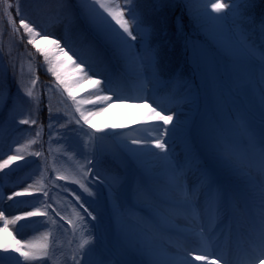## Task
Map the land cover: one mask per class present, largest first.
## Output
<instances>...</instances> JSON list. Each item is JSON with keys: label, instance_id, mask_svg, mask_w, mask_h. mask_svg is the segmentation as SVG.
<instances>
[{"label": "rangeland", "instance_id": "obj_1", "mask_svg": "<svg viewBox=\"0 0 264 264\" xmlns=\"http://www.w3.org/2000/svg\"><path fill=\"white\" fill-rule=\"evenodd\" d=\"M218 2L228 3L229 0H218ZM105 3L114 10L117 7L130 8L131 13L135 15L128 0H105ZM26 4L29 19L41 29H45V33L49 37L64 42L68 35L71 34L76 38L79 32L85 30L83 25L79 26V23L82 22L79 17L73 23L72 17L77 15L73 9L70 12H63L60 9V0H26ZM197 8L204 9L205 5L200 3ZM99 11L114 27L118 28L115 22L111 21L106 13H103L102 9ZM206 11L211 17L223 18L219 22L217 31L211 32L205 28L212 42L223 44L225 48L244 58L237 64L223 61L219 63L213 50L202 40L192 43V52L198 55L201 62L214 74L209 97L205 96L202 102L194 98H178L181 82H177L170 91L164 92L162 86L165 80L155 66L146 73L147 80L137 72L129 71L131 76L136 77L135 84H131L132 87L119 86L116 84L115 75L104 67L107 62L104 63L102 60L96 59L89 61L76 54L80 58L77 62L83 61L88 65L90 76L94 79L102 76L111 80L112 91L120 97L119 100L114 96L112 101L102 102L99 108L89 114L90 119L106 124L112 131L120 129L124 124H128V127L139 126L140 133L138 135L126 134L116 141L107 137L97 141L95 139L97 136L93 131L88 130L81 122L77 125L76 122L70 120L73 108L69 104H61L57 108L56 119L51 128L53 155L50 169L57 177H63L60 179L63 188L49 189L47 198H45L43 193H40L42 188L38 184L40 176L37 166L29 175L25 176L8 174L5 168L0 171V211L4 212L5 217L11 219L13 216L23 215L27 211L48 213V215L29 217L26 220L18 221L16 225H10L8 231L0 232V246L14 245L16 240H19L22 244L29 246L30 252L37 254L36 258L25 261L18 253L11 251L5 253L0 247L2 264H49L44 253L45 248L52 243L55 247L54 264H74L73 257L79 259L81 251L88 252L89 249L91 251L87 257V264H152V261H158L159 264H190L194 258L200 259V261L194 260L195 264H221V260L217 257L222 258L225 255L238 256V260H243L246 262L245 264H256V259H251V257H257L259 253L249 245L247 229H243L242 233H239L241 243H238L236 239L234 245L230 243L234 236L232 230L230 237L217 241V246L216 244L214 246L207 245V241L210 240L202 236L205 242L198 239V243L195 242V244L198 247L203 244L208 247V250L192 252V247L186 248L184 251H180L182 263H179V258L169 260L165 255L159 257L151 253L153 243L167 245L175 239L174 234L178 236L174 229H180L189 237L191 236L186 231H182L183 229H189V231L195 229L201 233L200 227L192 221L201 220L202 213L208 214L211 211H216L212 192L204 183L205 172L212 177L215 185L219 186L226 194L228 210L231 209L234 214L244 218L249 213L250 219H244L245 225L249 226L253 220L258 218L259 214L260 199H252L253 193L250 187L253 190H258L260 196V185L264 182V175H261L258 163L247 149L253 140L258 144L261 135L264 134V61L261 60L262 51L253 47L251 41L243 36L236 23L237 14L230 8L216 13L208 4ZM136 32L138 39L133 42L136 47L129 50L130 54L152 53L145 43L148 30L139 24L138 18ZM86 35L91 40L87 32ZM141 37H143L142 40ZM1 42L0 36V49ZM7 42L8 49L11 51L10 41ZM262 43L264 44V41ZM15 60L17 69L12 83L11 110L5 123L0 126V163L6 160L9 155H22L25 159L12 161L8 166L32 161V156L27 149V132L18 130L17 127L20 119L29 117L34 102V86L31 80L36 75L35 66L25 51H15ZM70 71L79 72L78 79L72 83L70 90L79 93L92 89L91 99L94 100L95 96L99 94L97 86L85 79L79 68L72 65ZM0 72H4L1 61ZM29 90L32 91V97L27 95ZM153 107L157 111H161V114L173 112L180 114L179 127L191 128L202 159L191 157L190 151L179 143L174 135L169 137L161 134L157 125H162V122L152 114ZM167 127L171 128L172 125ZM220 128L228 133L233 142L238 166L222 157L214 148L210 130ZM69 129L76 131L70 132ZM64 133L67 135H62ZM157 139L161 142L167 141L171 149L169 152H179V155L166 165L167 168L161 161L153 163L156 160L154 153L160 150L152 145ZM97 143L101 146V150L97 156L99 163L96 171L108 182L116 183L117 179L119 181L116 191L111 194L99 180L89 185L88 181L93 180V177L91 174L87 177L84 175L86 165L84 157L93 151V145ZM124 148L128 151L129 149H141L137 153L130 151L134 155L133 168ZM106 157L110 159L108 163L103 160ZM116 165L120 166V169H117ZM185 167L193 169L197 176L192 181L181 182L179 185L182 191L184 186L190 190L194 188L195 191L201 189L209 195L210 200L203 203L196 196L185 197L198 204L194 216L196 218H187L184 214L177 213L175 214L179 218L178 221L176 220L177 223L169 221L166 223L168 226H164L159 219L167 218L173 213L166 204L162 203V200L184 199L182 191L176 190L175 182L168 175L174 169L178 168L181 171ZM132 171L137 173L135 188L130 185ZM80 181H84L85 186H88L94 193L97 189L99 190L98 202H95V196H89L83 191ZM236 182L240 184H236ZM25 190L31 195L13 197L12 200L7 199L13 192ZM77 196L80 197L81 202L91 203L89 210L94 209L99 213L98 222L91 221V218L79 207ZM47 205H51V207L49 208ZM52 209H55L59 215L53 213ZM157 209L162 215H158ZM155 221L158 222L159 227L157 228H155ZM212 223L216 224L213 226L216 230L224 229L220 231L222 233L229 226L224 213L216 217ZM2 226L3 221L0 220V227ZM143 228H147L151 232V246L147 251L136 244ZM85 241L88 243L86 244ZM81 245L84 246L83 249ZM240 246H242V250L237 249ZM80 264H86V261L80 260Z\"/></svg>", "mask_w": 264, "mask_h": 264}, {"label": "trees", "instance_id": "obj_2", "mask_svg": "<svg viewBox=\"0 0 264 264\" xmlns=\"http://www.w3.org/2000/svg\"><path fill=\"white\" fill-rule=\"evenodd\" d=\"M14 2V0H10ZM72 9L77 13L79 23L87 29V33L91 40L95 41L101 48L103 59L107 65L104 66L112 74H115L119 82L123 84H133L135 77H132L128 72L123 75H117L118 70L125 64L117 54L110 48L104 45L94 32L88 28L87 22L81 12L85 0H70ZM245 4L247 7H245ZM199 4L194 5L197 8ZM22 8L25 17L33 23L40 31V37L35 40V45L47 52L48 61L43 59L40 53H37L36 47L27 44V34L20 28L19 17L16 16L14 9L12 11L15 26L8 23L7 17L4 15L3 7L0 6V36L2 39L0 49L1 66L4 72H0V126L5 123L7 112L11 108V98L13 95V86L17 69V61L15 60V51H25L27 56L32 60L35 66V78L38 77L37 84L34 86V94L30 115L27 119H36V124L19 125L18 130L27 132V149L33 157L31 163H22L18 165H10L5 168L6 173L14 176L29 175L30 172L38 167V173L41 177L38 183L42 187V193L47 192L54 186L62 187V183L57 179L53 171L50 169V161L53 155L51 148L52 133L49 124V108L53 116L57 108L63 103L69 104L73 108V113L70 120L75 122L80 119V114L76 112L78 102L81 100L84 103H79L81 111L89 117V114L101 106L102 102L89 104L86 101L91 99L93 95L92 89L85 92L74 93L71 90L72 97H69L68 92L64 90V84L72 86V83L78 79L79 72L70 71L73 61L69 60L59 49L48 40L43 39L46 35L45 29H41L36 23L29 19L28 6L26 0H22ZM98 7V6H97ZM131 7L139 20V24L148 29L146 43L152 52H158V65L156 66L164 77L163 91H170L176 81L181 82V88L178 92V98H198L203 100L204 96L209 97V89L212 84L213 75L211 71L201 62L200 57L195 55L191 50V45L196 40H202L211 49L220 61L238 63L242 58L235 52H231L220 46L212 43V40L207 35L205 28L201 27L195 20L185 0H132ZM239 12L243 15H238L236 22L241 26L243 34L248 40L252 41L253 45L264 52V0H244L239 6ZM49 37V36H48ZM50 39L52 37H49ZM7 41H10L11 51L8 49ZM67 44L72 52L80 57H85L89 61L90 58L86 49L82 46L79 40L68 35V38L63 42ZM6 43V44H5ZM101 61V60H100ZM48 67L56 68L63 84L58 82L56 78L47 72ZM127 82V83H126ZM81 124L93 131L95 135L107 137L110 140H117L124 133L130 132L139 134V129L128 128L127 124L121 126L120 129L112 131L106 124L94 122L89 117V125ZM97 129L103 130L98 132ZM175 137L179 142L185 144L191 151V154L199 157L195 148L194 139L189 128H178ZM40 152L39 157L34 153ZM109 162L108 157L103 159ZM116 168L119 167L116 165ZM135 172L132 171L131 179L134 181ZM54 244L52 243L45 248L44 255L47 257L49 264H53Z\"/></svg>", "mask_w": 264, "mask_h": 264}, {"label": "snow or ice", "instance_id": "obj_3", "mask_svg": "<svg viewBox=\"0 0 264 264\" xmlns=\"http://www.w3.org/2000/svg\"><path fill=\"white\" fill-rule=\"evenodd\" d=\"M132 0H128V3L131 4ZM240 0H229L228 3H221L218 0H185L186 6H188L190 12L192 13L193 17L200 24L201 27L208 29L211 32H215L219 29V22L222 17H211L207 14L206 7L208 4L211 5V8L214 12L220 13L226 8H230L235 14L243 15L239 12L238 4ZM204 4V9L194 8V5L197 4ZM22 0H14V2H10V0H0V6L3 7L4 15L7 17L8 23L15 26V22L13 20L12 11H15L17 17H19V24L20 28L24 30L27 34V44L33 45L36 47L37 53H40L43 56L45 61H48L47 52L43 49L39 48V46L35 45V40L40 37V31L37 27L33 25L31 21H29L25 15L22 8ZM60 9L63 12H70L72 9V4L70 0L65 2V0H60ZM98 6V7H97ZM245 7L247 5L245 4ZM100 9L103 10V13L107 14V17L111 18V21L115 22V25L118 28L114 27L112 23L99 11ZM84 19L87 22L88 28H90L96 36L99 38L104 45L110 48L115 54H117L122 60L125 61V64L118 70L117 75H123L129 71H135L138 75L142 78L147 80L146 73L153 68L154 66L158 65V52L149 53L146 55H142L140 53L130 54L129 50L136 47V44L133 43L137 41L138 36L136 32V24L137 18L135 15L131 13L130 8L126 7H117L115 10L112 7H109L105 0H85L83 8L81 10ZM78 15H74L72 17L73 23H75ZM87 29L79 32L77 34V39L80 40L82 46L86 49L90 58L96 60H102L103 54L100 46L93 40H89L88 36L86 35ZM43 39L48 40L49 43L53 44L57 49L64 53L65 56L68 57L69 60L73 61V66L79 68L80 72L83 73L84 78L90 80L93 84L97 86L98 95L95 96V99H89L86 101L89 104H93L95 102H106L112 101L113 97L115 96L117 100L120 99L119 96L116 95L114 91H112L110 85L112 83L111 80L106 79L104 77L93 78L89 75L90 69H88V65L83 62H77L80 60L79 56L76 53L72 52V49L68 47L67 44L61 42L60 39L57 38H49L47 35L43 36ZM143 37H141V40ZM261 60L264 61V52L261 53ZM47 72H50L58 82L63 84L59 73L57 72L56 68L48 67ZM37 78H33L31 83L33 86L37 84ZM150 82V81H148ZM64 90L68 92L69 97H72V93L69 89L67 84H64ZM27 95L32 97V91L29 90ZM73 100L75 99L72 97ZM85 101L81 100L78 102L76 107V112L80 114V119H77L75 122L77 125L80 124V121L83 120V124L89 125V127H93L89 123V117L85 115L83 111H81L79 107V103H84ZM152 114L158 117L159 121L162 122V125H157V128L161 130V134L164 136L171 137L174 135L175 131L180 126V114L178 112L173 113H166L161 114V111H157L155 107L152 108ZM56 117L53 116L51 109L49 108V124L50 126L55 122ZM36 119H20L19 124L21 125H29V124H36ZM172 125L171 128H168V125ZM70 132L76 131L75 129H69ZM98 132L103 131L97 129ZM211 135L214 141V148L215 150L225 159L229 160L234 165L238 166V162L235 158V150L233 142L228 135V133L223 129H211ZM62 135H67L64 133ZM97 141L103 139L102 136L95 137ZM135 143V141H133ZM154 147L156 149H160L166 153L164 157H160V159L166 160L168 159L167 153L171 150L167 141L161 142V140L157 139L154 143ZM101 146L99 143L93 145V151L86 155L84 158L86 160L85 165V177L89 174L92 175L93 180L88 181L89 185H92L96 180H99L100 183L105 187L109 194L114 193L116 191L117 184L119 183L118 179L116 183H111L101 177L100 173L96 171L97 164L99 161L97 160V156L100 154ZM253 156V159L258 163L259 170L261 175H264V134L261 135L259 143L257 144L254 140L250 143L247 149ZM17 151H19L17 149ZM129 151L133 153L140 152L141 149H129ZM35 156L39 157L41 155L40 152L34 153ZM25 157L22 155H9L6 160L0 163V171L6 168L10 162L16 160H24ZM194 163V162H193ZM175 176L177 179L176 190L182 191L179 185V176L182 174L180 170L174 169ZM63 177H57V179H62ZM80 187L83 189L85 193L89 196H95L96 201L98 202L100 192L97 189L95 193L90 190L88 186H85L84 181H80ZM204 183L208 186L210 192H212V199L215 204V209L217 215L220 213H224L225 215L228 214V206H227V197L226 194L223 192L219 186L215 185L214 180L208 173H204ZM68 190V189H65ZM214 190V191H213ZM25 195H31L30 192L27 190L25 191H16L13 192L11 195L7 197L8 200H12L13 197H20ZM47 192L43 193V196L47 198ZM77 203L79 207L83 209V211L87 214L88 217L91 218V221H99V213L95 212L93 209L92 211L89 210L91 207V203L88 201L81 202L80 197H76ZM162 203L166 204L168 208L171 210V213L177 214L182 213L187 218H193L196 214V208L198 204L190 199L184 198L174 201H169L167 199L162 200ZM88 206H85V205ZM49 208L51 205H47ZM158 215H162L159 210H156ZM52 212L56 215L59 213L52 209ZM42 215H48V213L40 212V211H27L23 215H16L13 216L11 219L5 217L3 211H0V220L3 221V226L0 227V232L8 231L10 225H16L18 221L26 220L29 217H37ZM63 219V217H61ZM95 227V225H93ZM182 231H189V229H183ZM204 229H201V233H204ZM231 235V229H226L223 233H220L216 238L217 239H227ZM203 238V237H202ZM207 239H213V233H207ZM247 239L249 245L258 251L259 256L256 259V264H264V182L260 185V205H259V214L258 218L253 220L252 223L248 226L247 232ZM87 244L88 242L85 241ZM136 244L138 247H143L146 251L150 249L151 246V232L147 228H143L140 231V235L136 240ZM2 250L7 253L9 251L18 253L20 257H23L25 261H29L33 258L37 257L36 253L29 251V246L22 244L19 240H16L15 244H4L2 246ZM83 245L81 248L83 249ZM91 249L88 252L81 251L80 258L77 259L75 256L73 257L74 264H80V260H85L87 264V257ZM217 259L221 260V264H231L229 259L217 257ZM2 264V261H0ZM152 264H159L158 261H152Z\"/></svg>", "mask_w": 264, "mask_h": 264}, {"label": "bare ground", "instance_id": "obj_4", "mask_svg": "<svg viewBox=\"0 0 264 264\" xmlns=\"http://www.w3.org/2000/svg\"><path fill=\"white\" fill-rule=\"evenodd\" d=\"M154 146V144H152ZM160 153V156H158ZM166 155V153L162 150H159L157 152L154 153V158H156L154 162L156 161H161L163 163H165V168H167V164H169L171 162V160L174 159V157L178 156L179 155V152L177 151H171L169 153H167V157L168 159L166 160H163V159H160V157H164ZM180 172H182V175L179 176V184L181 182H184V181H192L196 176H197V173L194 172L193 169L191 168H188V167H185L183 168ZM169 178L172 179V181L175 182V184H177V179H176V176H175V172L174 170L172 172L169 173L168 175ZM240 182V181H239ZM239 182H236V184H240ZM250 190L251 192L253 193V197L252 199L253 200H259L260 199V196L258 194V190L256 189H252V187H250ZM201 191L200 193L196 194L197 192ZM248 193V192H247ZM198 197L199 200H201L203 203L207 202L210 200V197L208 194H206L205 191H202L201 189H198L195 191L194 188H192L191 190L189 188H187L186 186H184L183 188V191H182V198H185V197ZM236 206V205H235ZM237 207V206H236ZM218 216H221V213L219 215H217L216 211H211L210 213L208 214H204L203 213V217H201L202 219L201 220H197L195 219L194 221H192V223H196L197 226L200 227V229H204L205 233L204 234H201L199 232H197V230L195 231V229H192L190 231H186V233H188L191 237H189L187 234L183 233L180 231V229H174V232L178 234V236L175 235V239L171 240V242L167 245H162L160 243H153V248L151 250V253L152 254H156L157 256L159 257H163L164 255L169 259V260H176L179 258V263H182V257H181V253L180 251H184L186 248H191V251H195V252H198V251H207L208 247L207 246H203V244L201 246H197L196 243H198V239L199 241H203L205 242V239L204 238H207V233H213V240H210V241H207V245L211 244V245H215L217 246V241L219 240H223L222 239H217L216 237L222 233L220 231L222 230H216L215 227H213L214 225H212V223H210V221H212V219L218 217ZM179 220L178 216L175 215V214H171L169 215V217L167 218H161L159 219V221H161L163 223V225L165 226L166 223H168L169 221H175L177 223V221ZM158 226V222H157V225ZM168 226V225H166ZM174 227V226H173ZM173 232V233H174ZM202 236L204 238H202ZM187 237V238H186ZM196 238L195 241L193 238ZM194 241V242H193ZM193 242V243H191ZM197 249V250H196ZM194 252V253H195ZM259 256V255H258ZM257 256V257H258ZM257 257H251V259L255 258L257 259ZM222 258H226V259H229L231 264H245L246 262H244L243 260H238L239 258L236 256H224ZM194 260H199L200 259H192L190 262V264H195V261ZM211 264V263H209Z\"/></svg>", "mask_w": 264, "mask_h": 264}]
</instances>
